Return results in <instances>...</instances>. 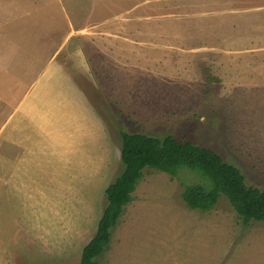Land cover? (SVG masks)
<instances>
[{
	"label": "rangeland",
	"instance_id": "obj_1",
	"mask_svg": "<svg viewBox=\"0 0 264 264\" xmlns=\"http://www.w3.org/2000/svg\"><path fill=\"white\" fill-rule=\"evenodd\" d=\"M209 147L264 188V0H0V264H79L120 132ZM144 175L98 264H264V222Z\"/></svg>",
	"mask_w": 264,
	"mask_h": 264
},
{
	"label": "trees",
	"instance_id": "obj_2",
	"mask_svg": "<svg viewBox=\"0 0 264 264\" xmlns=\"http://www.w3.org/2000/svg\"><path fill=\"white\" fill-rule=\"evenodd\" d=\"M120 139L124 168L104 191L106 205L95 233L82 248L79 264H98L95 258L109 244L111 230L131 202L145 168L173 177L179 171L191 173L195 180L184 184L181 192V198L190 209L208 211L223 196L244 224L264 222V188L247 185L241 171L213 149L172 135L159 138L121 131Z\"/></svg>",
	"mask_w": 264,
	"mask_h": 264
}]
</instances>
